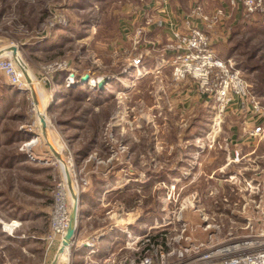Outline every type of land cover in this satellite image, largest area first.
Masks as SVG:
<instances>
[{
    "label": "rangeland",
    "instance_id": "obj_1",
    "mask_svg": "<svg viewBox=\"0 0 264 264\" xmlns=\"http://www.w3.org/2000/svg\"><path fill=\"white\" fill-rule=\"evenodd\" d=\"M232 1L87 0L78 5L79 0H0V41L4 47L19 48L34 79L49 138H44L36 106L30 100L19 101L23 114L0 128V264H44L51 259L45 256L44 238L49 232L56 188L68 182L65 167L49 144L61 156L73 182H88L80 194L75 264H82L79 257L89 252L84 246L89 239L97 254L123 257L134 255L133 243L139 242V233L145 231L154 236L165 234V241L179 235L205 241L202 217L220 227L222 236L230 231L239 235L242 224L236 225L239 218L234 216L242 209L236 210L234 205L246 194L237 192L234 183L220 180L224 179L222 173L234 167L225 164V143L232 127L240 126L244 116L221 115L192 81L173 80L169 33L171 29L183 32L189 26L202 28L210 35L217 54L231 49L239 67L256 68L248 73L252 83L258 84L264 75L263 20L247 18ZM217 10L225 13L219 23L202 20ZM85 20L94 21L91 29L82 26ZM63 21L66 24L62 25ZM59 28L78 32L60 30L65 36L52 44L49 39ZM82 33L86 35L78 36ZM59 63L78 80L88 74L90 80L109 77L108 85L115 80L118 84L111 85V96L100 107L89 99H64L66 82L61 87L55 79L57 73L47 76L41 72ZM33 75L39 77L40 85ZM261 84L264 86L262 79ZM44 87L47 91L42 101ZM89 109L87 121L81 122L77 117ZM19 131L21 138L15 136ZM33 140L38 141L28 146ZM88 146L85 156L81 152ZM19 154L26 158L10 160ZM181 162L188 165L181 167ZM215 170L216 175L210 178ZM102 172L110 177L104 178ZM158 172L157 177H147ZM172 172H180V176L169 177V183L163 176L167 178ZM103 178L111 184L120 180L128 185L105 194L106 207L92 212L94 199L85 195L98 193ZM140 182L147 183L149 189L138 187ZM136 191L142 201L132 208V201L125 202L129 193H123ZM148 209L154 212L152 225L143 221ZM11 221L23 224L18 238L2 230V224ZM129 221L132 225H127ZM182 224H186L185 231Z\"/></svg>",
    "mask_w": 264,
    "mask_h": 264
},
{
    "label": "built area",
    "instance_id": "obj_2",
    "mask_svg": "<svg viewBox=\"0 0 264 264\" xmlns=\"http://www.w3.org/2000/svg\"><path fill=\"white\" fill-rule=\"evenodd\" d=\"M231 4L240 6L247 18L260 17L264 21V0H233ZM197 11H194V14L201 17ZM224 17V11L217 10L209 18H201L205 22L215 24ZM64 24H66L65 21L62 25ZM171 41L170 48L173 56L170 59V66L175 82L192 81L200 94L205 96V101L214 103L221 115H226L228 110L234 107L244 116L264 119V107L249 91L248 81L243 77L237 62L233 58L226 60L220 58L213 47L210 35L205 30L197 26H189L183 32L173 31ZM135 64L139 65L140 60L135 61ZM41 72L47 76L58 72H68L67 87L81 82V79L78 80L75 73L63 63L44 67ZM0 75L4 76L8 85L17 91L31 92V85L18 61L10 53L0 56ZM90 81H92L90 83L92 87L100 81V78ZM35 82L37 85L41 84L39 77H35ZM252 135L264 137V126H257ZM36 141L38 140H33L28 146ZM232 164L235 175L243 176L248 169V163L239 156H236ZM229 178L226 181L235 180V177L234 179ZM87 185L86 180L75 179L73 186L79 197ZM243 188L240 192L246 194L247 198L244 197L242 211L249 216L243 230L249 231L247 234L235 235L230 231L222 236L220 227L211 225L209 218L202 217L203 231L207 233L205 241L179 235L165 242H155L153 238L157 235L154 236L152 232H147L138 240L139 242L133 243L134 255L132 257L117 256L113 253L97 260L94 257L97 253L95 244L87 240L84 246L89 249L90 253L84 264H264V231L256 232L255 228V223L264 216V209L255 198L260 190L259 187L247 182ZM69 198H72L71 202ZM73 205L74 200L68 184L66 181L60 183L54 193L49 232L44 238L45 256L51 259L44 264H75V253L79 247L77 244L78 222L74 227L73 237L68 239L72 225ZM254 213L260 218L252 216ZM22 226V222L11 221L2 224V230L8 236L18 238L17 234ZM182 227L185 231L186 224H182ZM158 235L166 237L162 233Z\"/></svg>",
    "mask_w": 264,
    "mask_h": 264
},
{
    "label": "crops",
    "instance_id": "obj_3",
    "mask_svg": "<svg viewBox=\"0 0 264 264\" xmlns=\"http://www.w3.org/2000/svg\"><path fill=\"white\" fill-rule=\"evenodd\" d=\"M172 32H173V29L169 30V33H172ZM3 48H5L4 43L2 41H0V49H3ZM247 81L249 82V80H247ZM46 86L49 89H54V87H51V85H49L48 83H46ZM55 87H57V86H55ZM61 87H62V85H61ZM46 91H47V89H45V87H44L43 91H42V94H43V97H42L43 100L42 101H44V99H45ZM29 100L31 102L32 101L34 102L31 92L22 93V92L17 91L15 88L8 85L4 76L0 75V128H3L7 121H9V120L14 121L17 116H20L21 114H23L21 112V107H18L19 101L25 102V101H29ZM229 112L232 113L234 116H237L240 119H241V117L244 116L243 114H241L240 111H238L237 108H234V107H231L228 110L226 116L229 115L228 114ZM259 125L264 126V119H262V118L253 119L252 117L244 116L243 121H242L240 126L236 125V126L232 127L231 136H229V139H227V141L225 143L226 149H224V151L225 152L228 151V158L226 159L225 164H227L228 166H232L233 165L232 163L234 162V159L236 158V156H239V157L243 158V161L248 163V169H246V172L244 173L243 176H240V175H235V172L233 170L234 168H230V170L228 172H225V174L224 173L221 174V176H223L224 179L220 180V181H221V183H234L233 184L234 189L237 192L238 191L240 192L244 189L243 186H246V182L248 184L252 183L253 185L259 187L260 192L258 195H255V198L257 199L258 203L260 202L261 207L264 209V137L252 135V132L254 131V129ZM227 160H228V162H227ZM222 166H224V165H221V167ZM220 170H222V169H220ZM215 172H216V170L214 172L210 173L209 177L211 178V177L215 176L216 175ZM102 173H103L102 176L104 178L110 177L107 174L108 172H102ZM228 177H231L233 179L235 177L236 182L226 181V179ZM104 178L100 180V184L101 183H105V184L101 185V190L97 191L98 193H92L91 192L90 195L89 194L85 195L86 197L88 196V198L92 197L91 199H94L96 206L92 207V212L93 211L95 212L97 209H101L103 207H106V205L104 204L105 203L104 202L105 201V194H107V195L111 194V193H113L119 189H123L124 187H126L128 185L127 181L120 183V180H114L113 181L114 184H111L108 182V180H106ZM116 184H119V185L117 186ZM93 192H95V191H93ZM235 205H236V207H235L236 210H241L243 205H244V200H240V198H239V202ZM90 216L91 215H89V218H90ZM252 216L260 218L258 216V214H256V213H254V215H252ZM140 217H141V213L138 214L137 218H140ZM234 217L236 219L239 218L237 221H235L236 225L242 224L238 228L241 231V232H239V234H241L243 232L244 233L248 232L246 230H243V228L246 225V219H248L249 216L248 215L246 216L245 213H243V211L241 210V211L237 212V215ZM127 225H132V222L129 221L127 223ZM255 228H256V232L264 231V216L261 217L260 220H258V222L255 223ZM110 229H112V228H110ZM102 230L105 232V229H102ZM146 233H147V231L145 232V234ZM144 235H141L138 237L142 238ZM91 239H93V238H91ZM89 253L90 252L87 251L83 255H81V257H79V258H82V262H81L82 264H84L86 262L87 257L89 256ZM108 255H110V254H108ZM108 255H104V254L99 255L96 253V256H94V257L97 260L98 259L100 260V259L107 257Z\"/></svg>",
    "mask_w": 264,
    "mask_h": 264
},
{
    "label": "trees",
    "instance_id": "obj_4",
    "mask_svg": "<svg viewBox=\"0 0 264 264\" xmlns=\"http://www.w3.org/2000/svg\"><path fill=\"white\" fill-rule=\"evenodd\" d=\"M87 0H79V2L77 3L78 5H81L82 3L86 2ZM264 22V21H262ZM261 22V25L264 27V23ZM94 21L93 20H85L83 23H82V26L85 27V29L89 30L91 29L92 25H93ZM65 31L68 32L69 30H71L72 32H78L77 30H74L73 28H59L57 29L52 37L49 39L50 41H53L51 42L52 44H54L56 41H58L59 37H64L65 34H63L62 32H58V31ZM81 35H86L85 33H82V34H78V36H81ZM55 41V42H54ZM49 43V41H48ZM233 51L231 49H226L223 51V50H219V53H218V56L224 60L226 59H229V58H233ZM241 67L240 70L242 71V74H243V77L247 80H249L248 84H249V91L258 99V101L260 102L261 105L264 106V86L261 84V79L263 80V84H264V75L261 76V78L259 77L258 79L260 80V82H258V84H254V82L252 83V79L250 78L252 75H251V72L254 71L256 68H245L246 66H243L240 65ZM248 70H251L250 73H248ZM256 71V70H255ZM67 74L68 73H57L55 75V79L58 83H60V85H64V83L66 82V77H67ZM248 74V75H247ZM249 76V77H248ZM124 77V76H122ZM257 77V76H256ZM116 84V80L115 81H112V83L110 85H107L106 89L104 91H100V90H97V91H93L91 90V88L86 84L84 86H70L68 88H66V94L64 95L65 97H63L64 99L65 98H68V97H71L73 96L72 98H74L76 101H86L89 99V101L95 105L96 107H100L102 106L103 104H105L109 97L108 96H111V85L112 84ZM118 84V83H117ZM113 97V96H112ZM90 109L89 110H84L83 113L77 117L81 122H86L87 121V115L90 113ZM18 138L20 137H23V134L19 131L16 133V135ZM14 137V136H13ZM12 138L9 139L8 143H13L12 141ZM16 138V137H15ZM19 141V140H18ZM95 140L92 141V143H94ZM88 148H90L89 146L82 150V154H84L86 156V152L88 150ZM11 157V161L12 160H15L16 162L17 161H20V159H25L26 157L23 156V155H20L19 156L17 155H13V156H10ZM22 161V160H21ZM13 163V162H12ZM181 167H186L188 164L186 162H181V163H178ZM161 174L160 172L158 173H155V174H151V173H148L147 174V177L149 178H154V177H157V175ZM175 177V176H180V172L178 173H170L167 175V178L165 176H163V179L169 183H171V180L169 177ZM105 183H101V185H104ZM138 187L142 186L144 190H148L149 189V185L146 183V184H137ZM98 191H100V187L97 188ZM129 193V197L125 200L126 203H129L132 201L133 204H131L132 208H135V207H138L140 206V203L139 201H142L141 200V195L136 191L134 192L133 194H130L131 192H126V193H123V194H127ZM95 203V202H94ZM134 205V206H133ZM153 217H154V212L152 210H146L144 215H143V221H145L146 224H151L152 225V222H153ZM144 223V222H143ZM146 232V231H145ZM145 232H140V236L141 235H144ZM153 240L155 242H159L162 240V242L165 241L164 237H161V235H157L156 237L153 238Z\"/></svg>",
    "mask_w": 264,
    "mask_h": 264
},
{
    "label": "water",
    "instance_id": "obj_5",
    "mask_svg": "<svg viewBox=\"0 0 264 264\" xmlns=\"http://www.w3.org/2000/svg\"><path fill=\"white\" fill-rule=\"evenodd\" d=\"M19 52H20L19 48H17L16 46L5 47L3 49H0V56H2L5 53H10L18 61L28 83L31 85V94L33 96L34 104H35V106H38L39 100H38L37 92L32 88V79L29 75V69H28L27 65L25 64V62L19 56L20 55ZM109 82H110L109 77H103L100 79V81L95 86H92V88H94L95 90L104 91L106 89V86L109 84ZM80 84L91 85L90 84V76L88 74H86L83 77H81ZM40 125H41V130H42V134H43L44 138L48 139V124H47V120H46L45 115H41ZM49 146L51 148V151L55 155V157L59 160V162L60 163L63 162V160L61 159V156L55 151V149L50 144H49ZM65 176H66V180L68 182V187L70 189L71 195H72L73 200H74L73 214H72V225H71V228H70L69 233H68V239H71L73 237V234H74V227L79 220L78 218H79V214H80V212H79L80 197L73 193V181H72V178L70 176V172L68 170H66Z\"/></svg>",
    "mask_w": 264,
    "mask_h": 264
},
{
    "label": "bare ground",
    "instance_id": "obj_6",
    "mask_svg": "<svg viewBox=\"0 0 264 264\" xmlns=\"http://www.w3.org/2000/svg\"><path fill=\"white\" fill-rule=\"evenodd\" d=\"M19 56H20V55H19ZM19 58H20V57H19ZM90 83H92V81H91ZM32 88L35 90L34 79H32ZM37 96H38V94H37ZM38 98H39V97H38ZM38 100H39V99H38ZM36 110H37V112H38V116H39V119H40L41 115H44V113L41 111L40 102H39L38 106H36ZM48 141H49V138H48ZM40 142H41V141H40ZM61 163L64 165V167H65V173H66V170H68L67 166L64 164V162H61ZM68 171H69V170H68ZM73 193H74L75 195H77V193L75 192L74 188H73Z\"/></svg>",
    "mask_w": 264,
    "mask_h": 264
}]
</instances>
